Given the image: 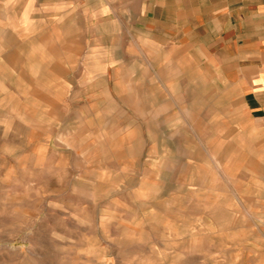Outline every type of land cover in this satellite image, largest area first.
Here are the masks:
<instances>
[{
	"label": "rangeland",
	"instance_id": "374dc122",
	"mask_svg": "<svg viewBox=\"0 0 264 264\" xmlns=\"http://www.w3.org/2000/svg\"><path fill=\"white\" fill-rule=\"evenodd\" d=\"M153 5L0 0V264H264V113Z\"/></svg>",
	"mask_w": 264,
	"mask_h": 264
},
{
	"label": "crops",
	"instance_id": "0c3cea01",
	"mask_svg": "<svg viewBox=\"0 0 264 264\" xmlns=\"http://www.w3.org/2000/svg\"><path fill=\"white\" fill-rule=\"evenodd\" d=\"M155 31L200 43L251 115L264 113V0H148Z\"/></svg>",
	"mask_w": 264,
	"mask_h": 264
},
{
	"label": "bare ground",
	"instance_id": "6f19581e",
	"mask_svg": "<svg viewBox=\"0 0 264 264\" xmlns=\"http://www.w3.org/2000/svg\"><path fill=\"white\" fill-rule=\"evenodd\" d=\"M1 239V238H0ZM3 241V240H2ZM83 257V256H82ZM60 258V257H59ZM35 261V260H34Z\"/></svg>",
	"mask_w": 264,
	"mask_h": 264
}]
</instances>
